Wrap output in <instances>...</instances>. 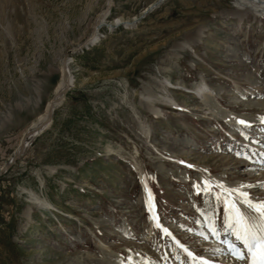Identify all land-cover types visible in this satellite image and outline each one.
<instances>
[{"label":"rangeland","instance_id":"1","mask_svg":"<svg viewBox=\"0 0 264 264\" xmlns=\"http://www.w3.org/2000/svg\"><path fill=\"white\" fill-rule=\"evenodd\" d=\"M105 3L0 0V169L53 96L64 56L73 83L0 174V264H247L221 243L234 237L219 182L256 185L251 197L264 199V8L113 0L98 40L71 50Z\"/></svg>","mask_w":264,"mask_h":264},{"label":"snow or ice","instance_id":"2","mask_svg":"<svg viewBox=\"0 0 264 264\" xmlns=\"http://www.w3.org/2000/svg\"><path fill=\"white\" fill-rule=\"evenodd\" d=\"M264 121V117H261ZM237 123L250 126V122L244 119H237ZM239 154V153H238ZM181 163H184L181 161ZM191 167V165H189ZM205 171H207L205 169ZM223 191L219 194L224 198V220H223V232L231 233L233 239L225 238L221 241L222 244L227 246L229 254L239 261H247V264H264V199L253 198L251 195L243 191L244 185H240L238 188H224L222 182H219ZM209 182H203V188L193 184V188L197 192H207L209 190ZM238 195L240 200L233 199V196ZM147 203V202H146ZM241 205L251 210V213L242 210ZM154 208V205L150 206V211ZM155 218V217H154ZM158 219V218H155ZM206 223L208 232L212 236L219 237L221 229L217 226L213 218L206 217ZM156 227L161 228L165 234L171 235L167 228L162 227L157 222ZM200 235L204 239H208V235L205 232H201ZM176 244L187 253L189 257L193 256V253L189 251L187 247L181 244L178 240ZM201 264H210V261L204 257L198 258Z\"/></svg>","mask_w":264,"mask_h":264},{"label":"bare ground","instance_id":"3","mask_svg":"<svg viewBox=\"0 0 264 264\" xmlns=\"http://www.w3.org/2000/svg\"><path fill=\"white\" fill-rule=\"evenodd\" d=\"M241 1H243V0H241ZM252 1H253V3L255 5H257V7L264 8V0H252ZM112 3H113V0H106V3L104 4L105 6L100 10V12L97 14L94 22L92 23L91 32L88 35H86L85 39L80 41L77 44V46H79L82 42H85L88 39L89 40L90 39L93 40V41L89 42L90 44H91V42L95 43L98 40V37H99L98 34H99V31H100V28L103 26V23L107 21V16H108V13H109L110 8L112 6ZM77 46L73 47L71 50L75 49ZM64 61H66V64H67L66 67L68 69L67 82L65 81L67 76H64L66 74V67L64 65L65 64ZM69 61H70V58H68V57L64 56V58H62L61 64L59 66L60 67V71H61V79L59 80V82L57 83V85L54 88L53 96L47 101L43 112H41L33 121H31V123L29 124V127L26 129L25 133L21 137L20 142H19L14 154L10 156L9 160L19 151V149L21 148V146L24 145V143L29 144L31 139L35 136V135L32 134V135H30V137L27 138L26 141H24V135L27 134V132H30L32 129H34L37 126H39L40 124H42L45 120H47L48 115L50 114V112H51V110L53 108V103H54L53 99L55 98L56 100H58V99L62 98V93H63V90L66 88V86H68V85L70 87L72 86L73 83H72V79H71V76H70V70H69V67H68ZM64 77H65V79H64ZM198 91H200L199 93H202L201 89H199ZM56 105H57V102H55L54 106H56ZM237 107L240 108L239 105ZM245 109L248 110V109H253V108L252 107H245ZM258 160H260V158H258ZM255 172H257V171H255ZM250 173H251L250 176H254L256 174V173H254V171H251ZM260 182L261 183L257 182L258 183L257 185H263L264 186V180L260 181ZM250 186L245 187V189H242V190L248 192L249 194H251V192H253V190H252V188H249ZM253 186H256V185H252L251 187H253ZM238 187L239 186H230L228 188H238ZM236 196H238V195H236ZM47 204L48 203H46V204L42 203V205H46V206H47ZM214 250H216V249H214ZM229 263L230 264H235V261H233V262L231 261Z\"/></svg>","mask_w":264,"mask_h":264},{"label":"water","instance_id":"4","mask_svg":"<svg viewBox=\"0 0 264 264\" xmlns=\"http://www.w3.org/2000/svg\"><path fill=\"white\" fill-rule=\"evenodd\" d=\"M160 3V2H159ZM158 4V3H156ZM90 41H93L92 39H88L86 40L85 42H82L79 46H77L75 49H73V51H78L80 49H83L85 47H89L90 45ZM94 43V42H93ZM92 44V42H91ZM66 57V56H65ZM64 65L66 67V61H64ZM64 76H67V78L65 79V81L67 82V79H68V69L66 67V74ZM70 90V86H66V88L63 90V93H62V98L56 100L55 98L53 99V108L50 112V114L48 115V118L47 120H45L42 124H40L39 126H37L36 128L32 129L30 132H27V134L24 135V141L27 140L28 137H30V135H35L29 144L27 143H24L23 146H21V148L19 149V151L6 163L3 164V166L1 167L0 169V174H2L3 172H6L7 170H9L13 165L14 163L26 152L27 148L32 144V142L34 141V139L39 135L41 134L52 122L53 120V115H54V111L55 109L58 107V105L66 98L67 94H68V91ZM55 102H57V105H55Z\"/></svg>","mask_w":264,"mask_h":264}]
</instances>
